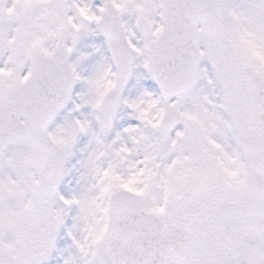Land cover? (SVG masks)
Here are the masks:
<instances>
[{"label":"snow or ice","instance_id":"obj_1","mask_svg":"<svg viewBox=\"0 0 264 264\" xmlns=\"http://www.w3.org/2000/svg\"><path fill=\"white\" fill-rule=\"evenodd\" d=\"M0 264H264V0H0Z\"/></svg>","mask_w":264,"mask_h":264}]
</instances>
